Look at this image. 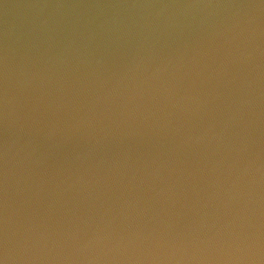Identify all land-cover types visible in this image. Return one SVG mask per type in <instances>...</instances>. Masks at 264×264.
Instances as JSON below:
<instances>
[{
    "label": "water",
    "instance_id": "water-1",
    "mask_svg": "<svg viewBox=\"0 0 264 264\" xmlns=\"http://www.w3.org/2000/svg\"><path fill=\"white\" fill-rule=\"evenodd\" d=\"M0 264H264V0H0Z\"/></svg>",
    "mask_w": 264,
    "mask_h": 264
}]
</instances>
